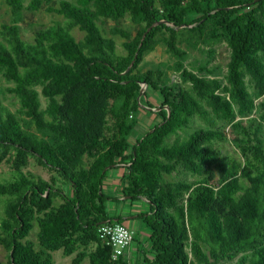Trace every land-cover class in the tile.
Returning a JSON list of instances; mask_svg holds the SVG:
<instances>
[{
  "label": "trees",
  "instance_id": "obj_1",
  "mask_svg": "<svg viewBox=\"0 0 264 264\" xmlns=\"http://www.w3.org/2000/svg\"><path fill=\"white\" fill-rule=\"evenodd\" d=\"M42 1L52 0H31L28 9L38 10ZM87 1L96 11L60 1L50 10L64 24L37 31L28 43L16 25L22 0H4L14 25L1 27L0 73L13 84L21 118L0 101V159L13 151L12 178L0 182V198H8L0 218L7 259L0 264H53L50 253L58 250L64 256L76 253L74 264L86 257L87 264H131L124 256L112 261L111 249L97 235L101 224L121 223L106 208L119 197L103 189L108 171L120 164L126 172L119 196L149 206L137 215L149 231L152 258L143 257L145 264H223L239 254L248 261L235 264H264V142L260 126L249 130L243 121L261 98L264 122V0ZM98 14L114 22L128 14L139 29L135 36L119 27L106 34ZM74 28L83 33L81 40L71 34ZM115 38L122 40L123 55ZM221 39L230 49L225 84L206 65L198 73L186 69L180 44L195 48ZM159 45L174 59L169 70L180 82L160 69L139 70ZM142 84L148 90L137 100ZM150 94L157 96L158 121L130 144L143 102L155 108L147 101ZM193 118L208 128L169 144ZM218 122L252 137L257 165L250 158L228 161L213 148L224 138L215 129ZM29 157L59 174L69 194L23 173ZM176 164L197 179L166 181ZM210 168L221 178L217 188L209 181ZM215 199L225 216L212 208ZM34 226L39 250L26 240ZM93 242L94 251L86 254Z\"/></svg>",
  "mask_w": 264,
  "mask_h": 264
},
{
  "label": "rangeland",
  "instance_id": "obj_2",
  "mask_svg": "<svg viewBox=\"0 0 264 264\" xmlns=\"http://www.w3.org/2000/svg\"><path fill=\"white\" fill-rule=\"evenodd\" d=\"M60 1L68 2L77 7H87L92 11H96L95 6L92 2H88L87 0H52L50 3L41 2V5L38 10H30L28 9V5L31 0H22L23 9L20 13V18L16 22V25L19 28L20 37L23 41L32 43L37 31L47 28L50 25L55 23L64 24V19L62 16L58 15L55 12H52L50 9H56L58 7V3ZM97 24L98 26L106 32H109L110 28L119 27L128 30L132 36H135L139 26H136L131 20L130 15H125L122 20L119 22H114L110 19H106L99 14L97 15ZM4 25H14L13 16L11 14L10 8L5 4L4 0H0V41H3V37L1 35V27ZM71 34L75 37L76 40H81L83 38V33L80 32L77 28L71 30ZM116 42V51L118 54L123 55L124 52L121 48L122 40L119 38H115ZM179 48L184 50L187 54L186 61L184 66L187 70L192 71L194 73H198V67L206 65L208 69H211L214 75L225 84V76L227 73L226 65L229 60L230 49L227 46L225 40L221 39L219 41H214L209 45L199 44L195 48L187 47L185 44H180ZM210 52V53H209ZM174 59L172 56L166 51V47L164 45H159L156 49L146 55L142 62L139 65V70L147 71V70H163L168 74L169 79L172 82H180L178 75L173 71L169 70L172 66ZM246 87L250 93L253 92L252 84L248 77H245ZM144 86L143 84L141 85ZM13 87L12 82L7 80L0 73V101L1 103L13 114L17 117L21 118V109L18 98L10 91ZM36 90L39 93V98L41 102L42 108L45 106L46 101L41 96L40 91L41 88L37 87ZM148 90V88H144V91ZM143 91V92H144ZM262 99L254 100V110L251 115L247 118H244V126L249 130L255 125H259L261 129V139L264 142V122L259 119V115L261 113L259 108V102ZM150 105L157 108L159 103H155L153 99L150 100ZM142 105V104H140ZM141 113L137 115V125H141L145 123V125H149L151 121H158L157 117L152 115L154 112L150 110L146 102H143L141 106ZM152 113V114H151ZM250 119L252 122H249ZM205 128V126L200 120L197 118H193L187 128L182 131H179L177 136H173L169 139L168 143H172L175 139L184 140L187 136L192 133L194 130L198 128ZM216 130L222 132L224 134V138L221 141H215L213 144V148L219 152V154L225 157L228 161H237L239 163H244L246 158H250L256 165L257 162L254 160L253 154V140L252 137H243L238 133L231 131V125L223 122H218L215 127ZM251 135V134H250ZM237 140H241L242 142L237 143ZM243 167V166H242ZM12 170H13V151L9 152L5 157L0 159V182L9 181L12 178ZM22 172L26 175H35L52 185L54 188L61 190L62 192L69 194L70 187L69 184L66 183L59 174L52 171L51 169L40 166L36 159L33 157H29L25 166L21 168ZM112 171L115 169H111ZM110 170V171H111ZM117 170V169H116ZM108 171V173L110 172ZM107 173V174H108ZM207 175L211 185L215 188L219 187L220 176L218 171L214 168L207 169ZM107 176V175H106ZM166 181L172 182H190L194 181L197 178L194 177L191 173L185 171L180 165L176 164V171L171 175L164 176ZM119 191V190H118ZM110 195V193H107ZM111 196V195H110ZM7 197L0 198V218L3 216L4 208L6 205ZM56 204H59L61 201L55 200ZM143 201V200H142ZM141 203V200L133 201ZM144 202V201H143ZM111 204V202H108ZM107 203V213L111 215V209L109 204ZM145 204V203H144ZM212 208L216 210L222 216L226 215V209L224 205L215 199ZM121 209V205L117 206V210ZM122 210V209H121ZM126 210V209H125ZM142 224V223H141ZM144 226V225H143ZM145 227V226H144ZM132 230L134 231V240L131 243V254L128 259V263L133 264L134 262H138V264H145L143 261V257L150 260L152 258V252L150 249V243L148 241V235H143L145 228H139L137 226H133ZM148 232V231H147ZM37 227L30 231L26 240L30 241L33 244L35 250H39L40 247L37 243L36 239ZM96 247V243H90L89 246L84 250L86 254L94 251ZM81 250V249H79ZM139 250V252H137ZM53 259V264H74L73 259L76 256V253H73L70 256H64L61 250L50 253ZM139 256L136 258V256ZM249 255V254H248ZM6 251L0 246V262L5 263L7 259ZM135 258L136 261L132 262L131 259ZM243 259V254H239L236 256L234 260L231 262H224L223 264H235L239 259ZM245 261H248V258H245ZM88 258H84V260L80 264H87Z\"/></svg>",
  "mask_w": 264,
  "mask_h": 264
},
{
  "label": "crops",
  "instance_id": "obj_3",
  "mask_svg": "<svg viewBox=\"0 0 264 264\" xmlns=\"http://www.w3.org/2000/svg\"><path fill=\"white\" fill-rule=\"evenodd\" d=\"M153 99L155 103H157V96L155 94H150L147 98L148 103H150V100ZM151 104V103H150ZM152 110L154 113L152 115L155 116V113L159 111V108H153ZM141 113V112H140ZM157 122L151 121L149 125H145V123L141 125H136L135 133L132 137H130L129 142L134 143V141L138 138H140L144 133H146L149 128L154 126ZM115 171L111 170L104 181L103 189L106 193H110L112 196L119 197V203H108L111 209V215H109L112 218H121V224L125 225L128 229H130L133 232V240H134V231L132 230L133 226H137L139 228H145L140 220L137 218V215L146 213L149 210V206L145 200H141V203L139 202H131L129 200H125L124 198H121L119 196V191L124 185V182L122 181V177L125 174V169L123 167V164H120L116 168H114ZM117 169V170H116ZM119 190V191H118ZM145 203V204H144ZM121 205V209L117 210V206ZM126 209V210H125ZM145 228V231L143 232V235L149 236V231ZM139 252V250H137ZM125 259H129L131 254V246L125 251L124 255ZM134 257V256H132ZM139 257L138 255L136 258ZM132 262L136 260L135 258L131 259Z\"/></svg>",
  "mask_w": 264,
  "mask_h": 264
},
{
  "label": "built area",
  "instance_id": "obj_4",
  "mask_svg": "<svg viewBox=\"0 0 264 264\" xmlns=\"http://www.w3.org/2000/svg\"><path fill=\"white\" fill-rule=\"evenodd\" d=\"M99 240L111 249V259L122 257L133 242V232L121 223H103L97 230Z\"/></svg>",
  "mask_w": 264,
  "mask_h": 264
},
{
  "label": "water",
  "instance_id": "obj_5",
  "mask_svg": "<svg viewBox=\"0 0 264 264\" xmlns=\"http://www.w3.org/2000/svg\"><path fill=\"white\" fill-rule=\"evenodd\" d=\"M132 64H133V61L130 63V65H129V67L127 68L126 72L130 69V67L132 66ZM144 88H145V86L141 87L140 92H139V95H138V97H137V100H139L140 96L142 95V93H143V91H144Z\"/></svg>",
  "mask_w": 264,
  "mask_h": 264
}]
</instances>
